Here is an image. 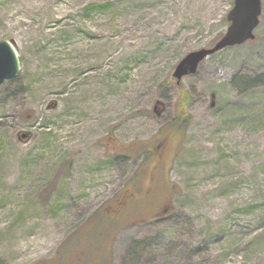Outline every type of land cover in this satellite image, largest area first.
Listing matches in <instances>:
<instances>
[{
	"label": "rangeland",
	"instance_id": "374dc122",
	"mask_svg": "<svg viewBox=\"0 0 264 264\" xmlns=\"http://www.w3.org/2000/svg\"><path fill=\"white\" fill-rule=\"evenodd\" d=\"M232 1L0 0V264H264V0L172 76Z\"/></svg>",
	"mask_w": 264,
	"mask_h": 264
},
{
	"label": "water",
	"instance_id": "95a60500",
	"mask_svg": "<svg viewBox=\"0 0 264 264\" xmlns=\"http://www.w3.org/2000/svg\"><path fill=\"white\" fill-rule=\"evenodd\" d=\"M262 0H233L232 7L227 12V26L224 34L213 44L206 48L186 53L175 65L172 75L179 80L183 75L196 71L198 63L209 54L226 46L241 44L248 39L254 38L253 30L259 22ZM20 69L19 59L12 42L0 39V85L6 80L13 78ZM29 136V132L19 134L20 139Z\"/></svg>",
	"mask_w": 264,
	"mask_h": 264
},
{
	"label": "flooded vegetation",
	"instance_id": "af4514ba",
	"mask_svg": "<svg viewBox=\"0 0 264 264\" xmlns=\"http://www.w3.org/2000/svg\"><path fill=\"white\" fill-rule=\"evenodd\" d=\"M131 196L130 195H121L120 197L117 198V201L114 203L113 208L111 209V207L109 208V212L112 215H116L118 216L121 213V209L127 205L130 200H131ZM118 213V214H117Z\"/></svg>",
	"mask_w": 264,
	"mask_h": 264
},
{
	"label": "trees",
	"instance_id": "16d2710c",
	"mask_svg": "<svg viewBox=\"0 0 264 264\" xmlns=\"http://www.w3.org/2000/svg\"><path fill=\"white\" fill-rule=\"evenodd\" d=\"M178 120V117H176L175 119H174V121H177ZM186 121V119L184 120V122Z\"/></svg>",
	"mask_w": 264,
	"mask_h": 264
}]
</instances>
